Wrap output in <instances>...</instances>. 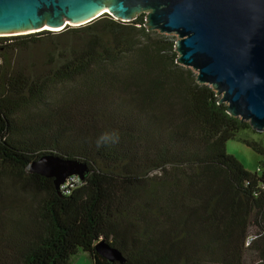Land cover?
Wrapping results in <instances>:
<instances>
[{"label":"trees","instance_id":"16d2710c","mask_svg":"<svg viewBox=\"0 0 264 264\" xmlns=\"http://www.w3.org/2000/svg\"><path fill=\"white\" fill-rule=\"evenodd\" d=\"M147 14L0 37V264H264V147ZM86 164L60 190L31 173ZM105 242L124 263L96 247Z\"/></svg>","mask_w":264,"mask_h":264},{"label":"water","instance_id":"95a60500","mask_svg":"<svg viewBox=\"0 0 264 264\" xmlns=\"http://www.w3.org/2000/svg\"><path fill=\"white\" fill-rule=\"evenodd\" d=\"M143 13L151 31L179 37V63L212 86L232 116L264 132V0H0V37L61 31L107 14L130 22ZM29 171L60 190L72 176L84 179L88 167L48 156ZM96 250L124 263L105 242Z\"/></svg>","mask_w":264,"mask_h":264},{"label":"rangeland","instance_id":"374dc122","mask_svg":"<svg viewBox=\"0 0 264 264\" xmlns=\"http://www.w3.org/2000/svg\"><path fill=\"white\" fill-rule=\"evenodd\" d=\"M169 36L174 37L177 41L179 40L177 35L173 34ZM241 140L255 141L264 147V132H257L252 129L239 134L236 139H233L227 143V152L236 156L249 171L256 172L259 167V161L262 158L252 149L245 146Z\"/></svg>","mask_w":264,"mask_h":264},{"label":"crops","instance_id":"0c3cea01","mask_svg":"<svg viewBox=\"0 0 264 264\" xmlns=\"http://www.w3.org/2000/svg\"><path fill=\"white\" fill-rule=\"evenodd\" d=\"M72 264H94L89 253L80 252L74 259Z\"/></svg>","mask_w":264,"mask_h":264},{"label":"built area","instance_id":"2783aa9c","mask_svg":"<svg viewBox=\"0 0 264 264\" xmlns=\"http://www.w3.org/2000/svg\"><path fill=\"white\" fill-rule=\"evenodd\" d=\"M81 182V177L79 176H72L70 177L65 184L62 185L63 188L70 187L73 184H79Z\"/></svg>","mask_w":264,"mask_h":264},{"label":"bare ground","instance_id":"6f19581e","mask_svg":"<svg viewBox=\"0 0 264 264\" xmlns=\"http://www.w3.org/2000/svg\"><path fill=\"white\" fill-rule=\"evenodd\" d=\"M82 24H84V23H76V24H72V25H82ZM69 179V178H68ZM67 179V180H68Z\"/></svg>","mask_w":264,"mask_h":264}]
</instances>
